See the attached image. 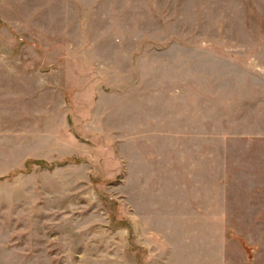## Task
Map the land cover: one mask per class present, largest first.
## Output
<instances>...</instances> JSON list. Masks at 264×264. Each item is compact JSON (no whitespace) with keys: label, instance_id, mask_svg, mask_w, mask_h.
I'll list each match as a JSON object with an SVG mask.
<instances>
[{"label":"rangeland","instance_id":"374dc122","mask_svg":"<svg viewBox=\"0 0 264 264\" xmlns=\"http://www.w3.org/2000/svg\"><path fill=\"white\" fill-rule=\"evenodd\" d=\"M263 170L264 0H0V264H264Z\"/></svg>","mask_w":264,"mask_h":264},{"label":"crops","instance_id":"0c3cea01","mask_svg":"<svg viewBox=\"0 0 264 264\" xmlns=\"http://www.w3.org/2000/svg\"><path fill=\"white\" fill-rule=\"evenodd\" d=\"M264 171V170H263ZM259 172V171H258ZM261 172H259L260 174ZM241 183L246 187V194L240 195L238 200H235L237 207L233 208L232 212H236L237 209L241 213H245L247 218L261 219L264 218V189L258 191L257 187L264 186V180L259 177L256 179H250L248 177L242 178ZM253 188V189H252ZM252 225H254L251 222ZM260 264L257 257L251 259L248 257V264Z\"/></svg>","mask_w":264,"mask_h":264}]
</instances>
